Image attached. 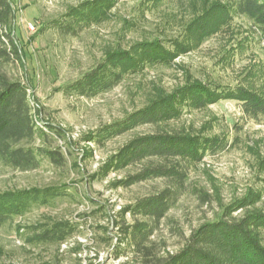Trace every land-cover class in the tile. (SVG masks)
Returning a JSON list of instances; mask_svg holds the SVG:
<instances>
[{
    "label": "rangeland",
    "instance_id": "374dc122",
    "mask_svg": "<svg viewBox=\"0 0 264 264\" xmlns=\"http://www.w3.org/2000/svg\"><path fill=\"white\" fill-rule=\"evenodd\" d=\"M12 1V33L22 58L8 62L5 71L28 86L33 106L41 112L36 117L64 130V138L53 135L48 143L61 148L65 161L56 166L45 159L27 171L0 162V192L58 188L0 226V264H141L128 225L148 219L140 206L139 211L130 208L168 182L137 177L157 161L120 163L108 173L103 167L129 141L157 127L140 124L99 143L83 136L123 120L159 92L170 93L188 80L261 88L264 39L249 22L236 18L199 42H189L172 63L128 71L111 89L86 97L65 87L98 67L109 52L156 38L182 41L187 23L199 11L230 0H113L106 14L77 35L62 34L49 24L86 0ZM167 127L219 135L230 146L190 168L185 189L151 237L160 255L177 252L203 223L239 219L253 208L264 211V117H246L237 101L222 100L186 109ZM244 199L248 204L239 206ZM56 223H64L58 228L67 232L63 240H37L38 232Z\"/></svg>",
    "mask_w": 264,
    "mask_h": 264
},
{
    "label": "trees",
    "instance_id": "16d2710c",
    "mask_svg": "<svg viewBox=\"0 0 264 264\" xmlns=\"http://www.w3.org/2000/svg\"><path fill=\"white\" fill-rule=\"evenodd\" d=\"M113 5V0H86L71 8L62 18L53 20L49 27L62 34L77 35ZM15 17L13 1L0 0V162L20 171L36 169L45 159L62 166L65 155L61 148L49 146L48 140L53 135L64 138V130L56 124L39 120L36 113L40 115L41 112L33 106L28 86L5 71L4 66L8 62L22 58L12 33ZM236 18L245 19L264 39V0L219 2L199 11L187 23L184 42L170 39L173 41L169 43L168 39L156 38L138 42L130 50L109 52L98 67L65 88L92 97L120 83L128 71L138 72L147 66L172 63L179 51H185L189 42H199L200 38L212 35L221 25L229 26ZM262 73L264 82V68ZM222 100L237 101L246 117H264V83L261 88L252 89L241 84L188 80L170 93L159 92L151 103L123 120L106 124L83 136L87 142L99 143L140 124L157 127L154 133L129 141L103 167L108 173L120 163L157 161L137 177H162L168 182L163 190L130 208L139 211L140 206V211L148 219L128 225L129 242L142 254L141 264H264V211L258 208L246 211L239 219L222 218L201 224L185 245L174 253L160 255L151 240L159 223L185 189L192 165L230 146V142L219 135L172 129L167 125L180 119L186 109H203ZM126 181H123L124 185L128 184ZM54 190L58 188L0 192V226L23 216L34 202L46 201L47 197L56 194ZM245 200H238L241 203L238 205L248 204ZM63 225L56 223L46 227L38 232L37 240H63L67 232L58 229Z\"/></svg>",
    "mask_w": 264,
    "mask_h": 264
},
{
    "label": "built area",
    "instance_id": "2783aa9c",
    "mask_svg": "<svg viewBox=\"0 0 264 264\" xmlns=\"http://www.w3.org/2000/svg\"><path fill=\"white\" fill-rule=\"evenodd\" d=\"M31 28L34 29V26L32 25Z\"/></svg>",
    "mask_w": 264,
    "mask_h": 264
}]
</instances>
